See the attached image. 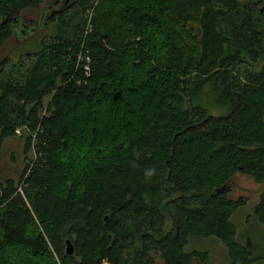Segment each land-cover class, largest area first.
<instances>
[{
    "label": "trees",
    "instance_id": "obj_1",
    "mask_svg": "<svg viewBox=\"0 0 264 264\" xmlns=\"http://www.w3.org/2000/svg\"><path fill=\"white\" fill-rule=\"evenodd\" d=\"M44 1L0 0V48ZM49 22L35 51L0 63V157L18 138L25 163L0 178V264H206L197 237L229 264H262L264 235L240 242L245 202L225 192L238 174L264 182V11L76 0ZM205 87L225 114L201 106Z\"/></svg>",
    "mask_w": 264,
    "mask_h": 264
},
{
    "label": "rangeland",
    "instance_id": "obj_2",
    "mask_svg": "<svg viewBox=\"0 0 264 264\" xmlns=\"http://www.w3.org/2000/svg\"><path fill=\"white\" fill-rule=\"evenodd\" d=\"M52 2L53 0H45L37 10H28L22 15L21 18L24 20L23 24L27 27L25 30L26 33L19 32L18 34H14L13 37L0 48V63L8 60L6 70H9L15 63L24 60L22 57L23 55L35 51L41 40L46 39V37L56 32L55 26L46 19L48 13L45 14L44 11ZM237 2L240 5L256 4L258 9L262 7V0H237ZM58 8L59 7H57V9ZM43 15L44 18H42ZM33 28L35 30L30 32ZM200 104L203 108L207 109L212 116H220L226 112L224 109L215 106L214 97L209 87H205L201 92ZM21 132V129H17L15 131V136H20ZM33 156L34 154L31 153L30 157L34 159ZM23 160L22 140L13 137L6 139L3 143L0 157L1 180L14 179L17 181L25 165ZM263 193L264 182H257L249 176L240 174L234 176L230 180L225 192L227 200L233 202L242 200L245 202V204L239 207L234 213L232 221L237 227L240 242L244 245L246 244L251 250H253V244L249 242L248 237L254 238L253 233H260L263 235L264 232V228L261 225L258 228L252 218L254 207L258 204L259 198ZM166 225V230H169L171 223L167 222ZM246 232H248L249 236ZM190 246L188 248L192 250L207 251L209 261L206 264H229L223 245L216 239L192 238ZM253 251L256 254V251ZM150 254L154 259V264H161L159 256L155 252ZM262 264H264V261Z\"/></svg>",
    "mask_w": 264,
    "mask_h": 264
},
{
    "label": "flooded vegetation",
    "instance_id": "obj_3",
    "mask_svg": "<svg viewBox=\"0 0 264 264\" xmlns=\"http://www.w3.org/2000/svg\"><path fill=\"white\" fill-rule=\"evenodd\" d=\"M75 1L76 0H53L51 5H49L44 10L45 14L48 13V17L46 19L50 20L52 17H55L56 15L62 13L63 11H65L66 9L71 7L74 4ZM263 5H264V0H262V6ZM57 7H59V8L57 9ZM44 15L42 16V18H44ZM20 20H23V19H20ZM23 23H24V20H23ZM23 23H20L17 26L15 25V29L18 28V32H16L15 29H14V34L15 33L18 34L19 32L26 33L25 30L27 29V27H25V25ZM263 195H264V193L261 194L258 204L254 207V212H253V216H252V218L255 221L256 226L258 228L260 227V225L264 228V222H262V220L259 218V216L257 214L258 213L257 212V207L259 206V204L261 202V198H262ZM263 235H264V232H263ZM263 235L258 233V235L257 236L255 235L254 238H255V240H257V238H259V236H263ZM257 241H256V243H257ZM255 251H256V258H261L262 255L264 254V246H262L261 244H257L256 247H255Z\"/></svg>",
    "mask_w": 264,
    "mask_h": 264
},
{
    "label": "water",
    "instance_id": "obj_4",
    "mask_svg": "<svg viewBox=\"0 0 264 264\" xmlns=\"http://www.w3.org/2000/svg\"><path fill=\"white\" fill-rule=\"evenodd\" d=\"M260 11H264V5L260 8ZM23 23V20L15 21V25L17 26L18 24ZM35 29H31L30 32H33ZM16 32H18V28L15 29ZM22 33V32H20ZM16 34V33H15ZM73 253V247L72 244L69 240L66 241V254L67 255H72Z\"/></svg>",
    "mask_w": 264,
    "mask_h": 264
}]
</instances>
